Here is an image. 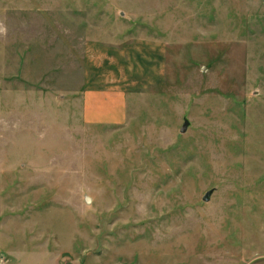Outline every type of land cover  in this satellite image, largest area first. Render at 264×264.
<instances>
[{
    "label": "rangeland",
    "instance_id": "rangeland-1",
    "mask_svg": "<svg viewBox=\"0 0 264 264\" xmlns=\"http://www.w3.org/2000/svg\"><path fill=\"white\" fill-rule=\"evenodd\" d=\"M141 35L164 81L86 122L88 41ZM0 264H264V0H0Z\"/></svg>",
    "mask_w": 264,
    "mask_h": 264
},
{
    "label": "crops",
    "instance_id": "crops-1",
    "mask_svg": "<svg viewBox=\"0 0 264 264\" xmlns=\"http://www.w3.org/2000/svg\"><path fill=\"white\" fill-rule=\"evenodd\" d=\"M167 41L139 36L129 41H88L84 56L82 115L86 122L123 123L135 90L164 81Z\"/></svg>",
    "mask_w": 264,
    "mask_h": 264
},
{
    "label": "water",
    "instance_id": "water-1",
    "mask_svg": "<svg viewBox=\"0 0 264 264\" xmlns=\"http://www.w3.org/2000/svg\"><path fill=\"white\" fill-rule=\"evenodd\" d=\"M188 125H189V123H188V121H186V122L184 123V125L182 126L181 131H182V132L186 131ZM212 192H213V190H209V191L204 195L203 199H204L205 201H208V200L210 199L211 195H212ZM89 200H90V199H87V201H89Z\"/></svg>",
    "mask_w": 264,
    "mask_h": 264
}]
</instances>
